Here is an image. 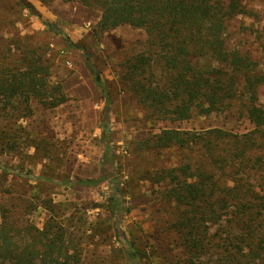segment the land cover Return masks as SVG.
<instances>
[{
    "label": "trees",
    "instance_id": "trees-1",
    "mask_svg": "<svg viewBox=\"0 0 264 264\" xmlns=\"http://www.w3.org/2000/svg\"><path fill=\"white\" fill-rule=\"evenodd\" d=\"M64 1H78L99 10V33L122 25L146 32L147 38L139 43L138 51L121 63L120 83L145 110L151 124L191 119L200 110L217 115L233 109L253 126L244 134L220 128L164 129L151 139L155 153L178 150L187 156L186 161L162 167L151 177L163 200L176 210L177 219L168 231L173 229L178 235L181 255L163 253L159 239L150 246V253L148 245L142 247L133 240L124 244L121 259L125 258L120 264H264V195L259 197L256 193L257 188L261 191L260 186L248 185L244 178L252 169L259 174L264 169V66L249 50L231 47L229 36L231 20L236 14L249 12L243 1ZM25 6L34 11L32 4ZM47 26L57 29L53 24ZM27 39L16 34L9 43L0 42L2 152L38 148L40 142L26 134L18 121L30 117L34 105L56 108L68 100L61 82L51 81L46 50L39 45L33 47ZM256 40L264 52L263 30L258 31ZM12 45L20 50L16 62L7 58ZM88 65L105 96L108 111L112 101L106 81L94 64ZM103 131L108 134L106 126ZM104 145L103 161L108 171L102 166L103 174L107 171L103 177H78L61 183L92 186L114 174V155L109 143ZM230 181L234 183L232 187L228 185ZM112 183L109 206L116 220L123 193L118 181ZM232 191L237 199L229 203L226 193ZM38 199L40 202L41 196ZM26 208L24 214L29 212ZM49 208L50 216L39 228L24 218L19 205L3 207L0 264H88L83 261L79 239L59 217L60 206L51 201ZM222 216H226L223 233L216 239L212 227ZM96 229L93 225L90 230Z\"/></svg>",
    "mask_w": 264,
    "mask_h": 264
},
{
    "label": "rangeland",
    "instance_id": "rangeland-1",
    "mask_svg": "<svg viewBox=\"0 0 264 264\" xmlns=\"http://www.w3.org/2000/svg\"><path fill=\"white\" fill-rule=\"evenodd\" d=\"M242 1L249 12L236 14L229 23L230 46L249 50L264 66V52L256 40L258 31H264V0ZM28 3L34 6V11L26 8ZM100 18L99 10L78 1L0 0V42L9 43L19 34L27 37L33 47L42 46L50 59L51 81L61 82L68 97L56 108L34 105L33 114L18 121L26 134L40 142L38 148L29 147L19 153L0 150V223L3 207L17 204L24 218L42 228L50 216L52 201L60 206L61 221L79 239L84 263L120 264L125 258L121 259L124 244L133 240L142 247L148 245L150 253V246L159 239L163 253L179 257L180 239L173 229L168 231L177 219L176 210L163 200L158 184L151 177L157 171L160 173L162 167L186 161L187 156L178 150H157V154L151 139L164 129L220 128L244 134L253 126L233 109L217 115L200 110L191 119L151 124L145 110L120 83L121 63L138 51L147 34L129 25L99 33ZM19 53L12 45L7 58L16 62ZM88 63L94 64L106 81L112 101L108 111L105 96L95 84ZM104 126L108 128L107 135ZM106 142L114 155V174L92 186L61 183L78 177H103L108 171L103 161ZM102 166L107 170L104 174ZM260 173L252 169L249 177H244L248 185L260 186L261 191L257 188L256 193L259 197L264 195V169ZM114 180L123 193L116 220L109 206ZM228 185L232 187L234 183L230 181ZM226 194L231 199L229 203L236 201L234 191ZM225 217L213 224L211 232L216 239L223 233ZM93 225L97 229L91 232Z\"/></svg>",
    "mask_w": 264,
    "mask_h": 264
}]
</instances>
